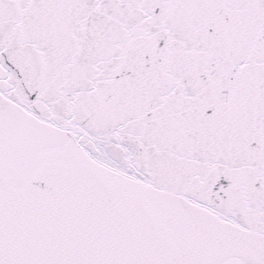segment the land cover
Masks as SVG:
<instances>
[{
  "label": "snow or ice",
  "instance_id": "obj_1",
  "mask_svg": "<svg viewBox=\"0 0 264 264\" xmlns=\"http://www.w3.org/2000/svg\"><path fill=\"white\" fill-rule=\"evenodd\" d=\"M0 264H264V0H0Z\"/></svg>",
  "mask_w": 264,
  "mask_h": 264
}]
</instances>
